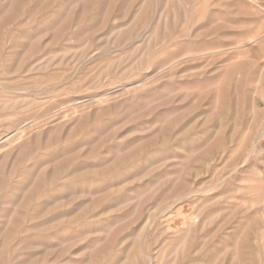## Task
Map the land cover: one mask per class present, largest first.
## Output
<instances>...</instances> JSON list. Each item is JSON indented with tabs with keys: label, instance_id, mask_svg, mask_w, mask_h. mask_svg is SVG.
Wrapping results in <instances>:
<instances>
[{
	"label": "rangeland",
	"instance_id": "obj_1",
	"mask_svg": "<svg viewBox=\"0 0 264 264\" xmlns=\"http://www.w3.org/2000/svg\"><path fill=\"white\" fill-rule=\"evenodd\" d=\"M24 42L28 73L0 68V264L199 256L221 199L190 193L191 151L174 135L209 118L250 144L264 128V0H24L0 25V67ZM255 168L242 179L260 201Z\"/></svg>",
	"mask_w": 264,
	"mask_h": 264
},
{
	"label": "bare ground",
	"instance_id": "obj_2",
	"mask_svg": "<svg viewBox=\"0 0 264 264\" xmlns=\"http://www.w3.org/2000/svg\"><path fill=\"white\" fill-rule=\"evenodd\" d=\"M4 2H8V8H0V25L17 18L19 6L24 0H0V7ZM103 2L112 4L114 0ZM43 5L35 6L32 14L41 10ZM63 22L59 24V29L67 25L66 20ZM8 50L10 54L0 68L5 67L3 69L6 73H28V42L11 43ZM19 60L25 61L24 67L17 68L15 62ZM199 98L196 99L201 101ZM253 114L255 115V111ZM211 123L217 127L219 142L215 145L211 144L212 139L208 131ZM197 126L196 122L189 121L179 127L173 143L185 146L191 151L188 181H193L198 186L192 188L190 193L205 195L211 192L213 196L204 199V203L221 200L206 207L200 244L202 253L199 256H190L187 264H264V245L261 242L263 238L259 237L260 230L264 229V193L262 199L257 201V186L245 187L252 181L242 179L245 175L254 173L255 167L264 168V128L259 129L256 137L248 144L243 140L236 143L234 136L227 140V126L224 120H204L200 127L198 126L200 133H196ZM199 144L207 145V148L202 154L193 155L200 148ZM215 162L222 164V167L213 172L218 167ZM11 171L12 168L6 174L10 175ZM184 183L187 181L184 180ZM218 186L221 188L217 192ZM227 214H231L230 219ZM227 228L230 230L226 231Z\"/></svg>",
	"mask_w": 264,
	"mask_h": 264
}]
</instances>
